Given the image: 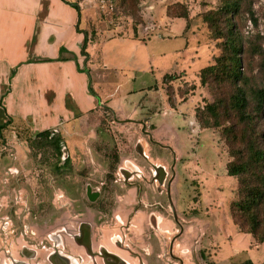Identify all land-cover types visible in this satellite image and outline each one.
<instances>
[{
  "label": "rangeland",
  "instance_id": "1",
  "mask_svg": "<svg viewBox=\"0 0 264 264\" xmlns=\"http://www.w3.org/2000/svg\"><path fill=\"white\" fill-rule=\"evenodd\" d=\"M92 1L85 3V14L94 29L105 33L106 38L130 35L143 42L141 47H128L141 59L142 70L135 88L161 86L165 74L187 71V65L193 73L189 75L195 77L194 73L212 63L220 53L224 39L215 38L205 16L217 13L223 19L222 0H178V12L189 13V24L184 19L167 20L166 8L173 0H114L116 9L111 15ZM239 11L232 16L233 27L237 42L244 49L243 66L250 78V100L254 101L253 91L264 87V0H242ZM139 21L142 24L137 27ZM98 70H104L100 63ZM230 90L228 85L219 87L210 82L196 92L198 102L177 107L179 101L172 85L167 91L172 99L170 104L177 107L174 112L166 109L170 104L161 95L156 96L158 101H140L142 106L136 119L157 112L166 117L170 113L174 123L178 122V146L194 152L191 169L185 167L186 163L178 164L172 146L171 150L163 149L159 146L168 145L153 138L158 143L151 141L149 134L155 128L151 122L140 124L103 108L79 120L67 132L52 130V137L61 138L62 155L57 153L51 138L44 139L39 133L29 134L21 129L8 134L7 128L0 131V264H53L51 259L57 253L70 256L76 264H92L91 257L75 240L80 224L91 222L96 226V234L109 237L108 228L101 232L97 226H121L126 222L137 192L143 194L145 203L162 201L167 211L163 208L166 214L159 225L173 227L171 208L165 201L171 180L179 220L187 229L179 248L186 264H195L192 253L198 256L200 250L205 264H233L245 259L264 264V245L259 247L254 240H248L246 236H252L242 234L231 216L230 204L237 196L238 179L221 176L218 195L223 192L222 199L215 198L216 190L205 185L208 177L204 176V169L206 164H214L213 148L225 159L228 149L221 127L199 129L194 107L225 97ZM258 132L263 134L264 126ZM259 142L263 146L261 137ZM201 145V153L208 152L207 160H197ZM162 170L167 177L164 184L158 181ZM203 195H209L211 201L202 199ZM151 210L143 208L133 224L146 226ZM208 226L209 231L199 245L197 241ZM235 243L236 252L231 256Z\"/></svg>",
  "mask_w": 264,
  "mask_h": 264
},
{
  "label": "crops",
  "instance_id": "2",
  "mask_svg": "<svg viewBox=\"0 0 264 264\" xmlns=\"http://www.w3.org/2000/svg\"><path fill=\"white\" fill-rule=\"evenodd\" d=\"M87 1L92 0H0V131L7 128L8 134L18 133L21 129H26L29 134L46 130L67 132L76 122L103 108L140 124L151 122L155 128L149 136L168 145L164 148H172L178 164L186 163L187 169L193 168L194 152L178 146L181 132L170 113L169 117L157 112L144 115L145 119H136V116L142 106L140 101H158L156 96L161 95L163 101L169 102L167 89L173 85L178 90L186 81L195 82L198 88L186 100L176 94L177 107L197 100L198 75L211 63L194 73L195 77L189 75L193 73L187 65V71L165 74L161 86L135 88L139 70H142L141 59L128 47L136 44L141 47L143 42L130 35L106 38L105 33L102 35L91 26V20L85 14ZM166 18L168 21L183 19L167 14ZM163 30L168 31V28ZM86 38L87 54L83 53ZM99 63L104 70H98ZM153 68L151 66L152 71ZM169 76H173L170 81ZM177 107L170 104L166 109L174 112ZM200 148L202 145L196 153L201 155L197 160H207V150L201 153ZM212 152L214 164L202 163L207 166L204 169L207 170L204 176L208 177L205 185L216 190L215 198L222 199L224 193L218 195L222 188L221 176L234 179L227 174L228 157H221L217 148ZM203 198L211 201L209 195H203ZM208 231L209 226L204 232ZM246 238L254 240L253 237ZM235 246L236 243L231 256L235 255Z\"/></svg>",
  "mask_w": 264,
  "mask_h": 264
},
{
  "label": "trees",
  "instance_id": "3",
  "mask_svg": "<svg viewBox=\"0 0 264 264\" xmlns=\"http://www.w3.org/2000/svg\"><path fill=\"white\" fill-rule=\"evenodd\" d=\"M173 1L175 2L167 6V16L190 21L188 12H178L181 3L178 0ZM222 1L220 12L223 19L220 20L217 13L208 14L205 19L210 23L215 38L224 41L219 48L220 53L213 57V62L203 68L198 76L202 87L214 82L219 87L228 85L232 90L225 97L213 102L203 101L202 104H196L194 118L201 131L222 128L228 149L226 153L230 158L227 174L238 179L237 196L230 204L231 216L234 224L242 232L250 234L259 246L264 243V133L260 135L258 132L264 126V87L253 91L255 100L251 101L250 78L243 66L244 49L237 42L232 17L235 13H240L242 0ZM223 23L226 25L218 29ZM141 24L139 21L136 26ZM87 44L86 38L83 48L85 54ZM167 79L170 81L173 76ZM197 88L195 82L186 81L176 90V94L186 100ZM92 92L95 94L93 90ZM53 134L54 131L46 130L40 132L39 136L47 140L51 138L57 153L61 154V138L52 137ZM260 137L263 139V146L259 142ZM233 264L254 262L246 259Z\"/></svg>",
  "mask_w": 264,
  "mask_h": 264
},
{
  "label": "flooded vegetation",
  "instance_id": "4",
  "mask_svg": "<svg viewBox=\"0 0 264 264\" xmlns=\"http://www.w3.org/2000/svg\"><path fill=\"white\" fill-rule=\"evenodd\" d=\"M151 141L157 143L152 138ZM159 147L166 149L163 146ZM158 181L162 184L167 182L165 171H161ZM172 185L173 180L168 181L165 201L168 203V207L171 208L170 218L175 223L173 227L162 228L159 225L162 222V215L166 214L163 208L167 211L163 202L154 200L145 203L143 194H139V192L136 193L135 204L126 222L121 226H97V229L101 232L104 231V228H108L111 233L109 237L99 233L96 234V226H93L91 222L81 223L75 240L83 247L85 253L91 257L92 264H186L185 259L180 255V249L186 237L187 229L179 220L172 197ZM149 207L153 210L148 212L147 225H134L133 222L136 218H139L141 210ZM203 233V237H200L197 241L199 245H202L203 238L206 235V232L203 231ZM193 245H195V241ZM65 257L72 259L70 256ZM192 258L195 264L206 263L202 250L199 251L198 256L192 253ZM16 262L19 264L18 261Z\"/></svg>",
  "mask_w": 264,
  "mask_h": 264
},
{
  "label": "built area",
  "instance_id": "5",
  "mask_svg": "<svg viewBox=\"0 0 264 264\" xmlns=\"http://www.w3.org/2000/svg\"><path fill=\"white\" fill-rule=\"evenodd\" d=\"M96 5L104 13L111 15L116 9V2L114 0H95Z\"/></svg>",
  "mask_w": 264,
  "mask_h": 264
},
{
  "label": "water",
  "instance_id": "6",
  "mask_svg": "<svg viewBox=\"0 0 264 264\" xmlns=\"http://www.w3.org/2000/svg\"><path fill=\"white\" fill-rule=\"evenodd\" d=\"M51 261L53 264H72L70 259L61 255L60 253H57L55 256H53Z\"/></svg>",
  "mask_w": 264,
  "mask_h": 264
},
{
  "label": "bare ground",
  "instance_id": "7",
  "mask_svg": "<svg viewBox=\"0 0 264 264\" xmlns=\"http://www.w3.org/2000/svg\"><path fill=\"white\" fill-rule=\"evenodd\" d=\"M70 261H71L72 264H76V263L74 262L75 260L71 259Z\"/></svg>",
  "mask_w": 264,
  "mask_h": 264
}]
</instances>
